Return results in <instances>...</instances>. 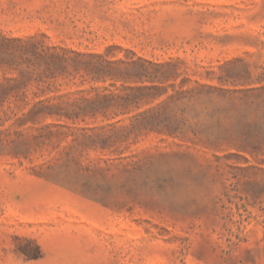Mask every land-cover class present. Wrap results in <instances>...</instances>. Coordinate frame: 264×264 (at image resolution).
Masks as SVG:
<instances>
[{"label":"rangeland","instance_id":"374dc122","mask_svg":"<svg viewBox=\"0 0 264 264\" xmlns=\"http://www.w3.org/2000/svg\"><path fill=\"white\" fill-rule=\"evenodd\" d=\"M0 264H264V0H0Z\"/></svg>","mask_w":264,"mask_h":264},{"label":"trees","instance_id":"16d2710c","mask_svg":"<svg viewBox=\"0 0 264 264\" xmlns=\"http://www.w3.org/2000/svg\"><path fill=\"white\" fill-rule=\"evenodd\" d=\"M36 55V52H34ZM98 71H100L99 68H97ZM46 76L45 78H40V81L43 82L44 84H47V87L51 85L50 80L55 79L58 76H64L65 78H70L73 74L67 70L65 66L62 67H47L46 68ZM31 78H27V81H22L20 86L18 88L14 89H8L7 91L5 90L4 95L7 96H14L16 98L21 97L23 101H26L28 98V92H29V81ZM20 82V81H18ZM50 89V88H49ZM40 93L42 95L47 94V91L44 89L40 90ZM36 95H39L36 93ZM162 94H158L154 96V99H157L161 96ZM104 101L98 102V101H90L87 100L85 104H80V105H71L68 108H61L59 106H55L56 108V114L51 115H63L66 116L67 118L70 119H79V118H86L88 116H97V115H107V112L114 107V105L111 102V97L109 95H106L103 97ZM40 104H44V102H41ZM25 105H28L26 103ZM48 108V107H47ZM51 108V107H49ZM72 108V109H71ZM45 109H40L38 111L39 113H44ZM150 129L154 130L157 129V127H163L166 130H170L174 124L171 122V119L169 116H165L161 119L158 118V116L153 117V119L150 122Z\"/></svg>","mask_w":264,"mask_h":264}]
</instances>
